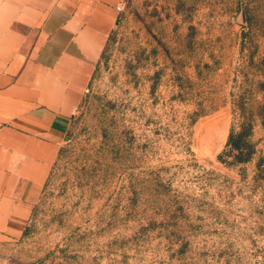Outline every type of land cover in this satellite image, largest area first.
I'll use <instances>...</instances> for the list:
<instances>
[{"label": "rangeland", "instance_id": "1", "mask_svg": "<svg viewBox=\"0 0 264 264\" xmlns=\"http://www.w3.org/2000/svg\"><path fill=\"white\" fill-rule=\"evenodd\" d=\"M118 7L0 264H264V0ZM247 123L253 154L234 163Z\"/></svg>", "mask_w": 264, "mask_h": 264}, {"label": "crops", "instance_id": "2", "mask_svg": "<svg viewBox=\"0 0 264 264\" xmlns=\"http://www.w3.org/2000/svg\"><path fill=\"white\" fill-rule=\"evenodd\" d=\"M125 0H0V246L20 239Z\"/></svg>", "mask_w": 264, "mask_h": 264}, {"label": "trees", "instance_id": "3", "mask_svg": "<svg viewBox=\"0 0 264 264\" xmlns=\"http://www.w3.org/2000/svg\"><path fill=\"white\" fill-rule=\"evenodd\" d=\"M252 127V124L247 123L241 131L236 132L234 129L231 131L226 147L231 154H237L234 163L247 162L253 154L252 146L249 143Z\"/></svg>", "mask_w": 264, "mask_h": 264}, {"label": "built area", "instance_id": "4", "mask_svg": "<svg viewBox=\"0 0 264 264\" xmlns=\"http://www.w3.org/2000/svg\"><path fill=\"white\" fill-rule=\"evenodd\" d=\"M120 10H121V8L118 7V11H120Z\"/></svg>", "mask_w": 264, "mask_h": 264}]
</instances>
